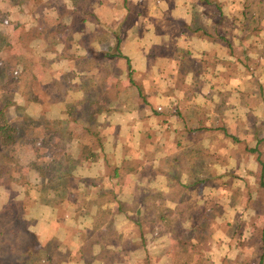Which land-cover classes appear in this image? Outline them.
I'll return each mask as SVG.
<instances>
[{"label":"clouds","instance_id":"clouds-1","mask_svg":"<svg viewBox=\"0 0 264 264\" xmlns=\"http://www.w3.org/2000/svg\"><path fill=\"white\" fill-rule=\"evenodd\" d=\"M219 2L223 5L224 16L227 17L222 27L234 33L233 44L238 53L248 44L255 43V47L248 50V56L254 63L258 62L260 68L248 73L241 65H237V70L233 71L224 64L215 63L208 67L205 76H198L196 69L199 65H184L182 69L183 57L178 54V58L168 64L167 71L162 77H153L148 72L151 63L148 53L151 52L154 57L160 55V49H153V44L163 45L165 52L174 51L173 46L179 47L181 50L191 51L195 60L211 63L221 46L209 41L206 36L199 38L193 36L190 40V34L183 30L178 21L184 20L188 26L195 27V18L197 24L211 33L216 27L213 21L218 19L220 14L201 0H175L176 9L171 12L169 0H148V17L155 18V21L160 23L165 35L156 36L155 24L144 19L142 22L148 29L146 39L139 41L134 35L130 39L136 43L140 52L138 61L133 62V67L136 69L133 79L146 76L150 82L155 78L157 85L153 86L152 91L161 93L160 97H154L152 100V106L161 113L160 116H154L151 115L149 107L141 108L143 102L138 98L137 89L128 83V74L122 76L116 71L118 64L123 62L110 60L107 56L100 58V53L116 49L117 38L111 33L120 31L121 23L129 15L128 8L136 12L138 8L144 6L143 0H130L128 8L123 6L124 0H104L103 8L93 0H84V4L89 6L94 14H102L103 20L100 26L89 20L86 25L87 31L95 33L98 27H103L108 34L109 47L106 49L100 41H97L92 46L94 51H89L77 44L72 49L71 55L66 53L65 43L52 30L56 29L57 25L72 26L74 17L67 14L62 17L60 9L66 6L68 13L75 12L73 0H28L23 15L18 14V8L11 6L10 0H0V13H11L0 22V107L4 105L6 99L10 101L3 119H0V127L14 126L16 134L15 143L0 142V160L18 159L20 164V167L11 173L14 179L6 180L4 176H0V213H4V205L9 204L10 192L15 193V201H29L26 193L38 189L40 183L38 172L32 171L28 174L32 184L31 189L21 180V176L24 175L23 169L31 167L32 162L47 165L48 179L56 181L62 178V172L69 171L67 161H64L63 168L58 167L57 157L73 155L75 159L78 156V153H72L66 141L57 148L56 138L49 135L50 147L47 149V155L41 158L40 150L43 144L41 141H36L33 145L32 140L26 135L25 116L41 121L42 116L50 119L48 114L55 113L60 126L68 129L74 127V119L79 120L81 126H87L95 121L96 127L109 130L119 124L123 129L122 138L115 140L109 132L105 141L108 159L112 164L121 165L122 170L126 164L135 166L137 173L134 175L143 172L139 179L128 186L120 199L128 205L135 203L141 216L147 217L152 209L140 205L139 201L147 195L159 194L160 199L156 204L175 217L177 227L169 229L165 224H157L153 233L145 232L148 241L145 247L140 240L139 230L124 216H120L118 223L127 224L129 227L126 231L122 228L118 229V236L113 237L118 240L117 245L115 247L108 245L111 252L120 254L127 243H132L141 245L140 250L136 252V260L140 264H144L145 260H148L149 264H195L197 259H200L202 264H207L208 259L213 264H221V259L225 256L231 261H236L238 250H228L226 231L227 224L234 223L233 218L237 212H243V197L241 196L235 208H228L233 194L227 190H210V187L206 186L204 200L195 193H191V201L186 198L181 203L179 199L185 191L183 186L194 183L198 177L203 178L209 171L224 176L234 168L236 161L232 153L237 146L229 143L228 148L225 149L218 141H213L212 137L217 135L216 133H197L189 138L184 130V122L179 121L174 114L176 106L189 103L192 111L207 110L211 116L208 121L210 125L226 122L229 130L236 132L241 138H245V133H248L249 140H252L253 126L259 127L264 123V99L259 97V88L264 85V54H262L264 3L261 0H219ZM109 5L117 7L109 8ZM246 6L250 17L251 15L259 17L262 30L259 33L260 39L254 37L246 40L245 45L241 46L240 37L250 35L245 27ZM17 22L21 25L18 30ZM79 39L80 36L77 34L76 40ZM223 51L226 52L227 49ZM223 59L233 58L225 56ZM121 80L127 84L126 87L119 83ZM33 88L46 94L45 103L31 102ZM197 89L199 91H196ZM109 92L111 95H108ZM165 92L169 95L166 99H162ZM158 100L160 102H157ZM219 105H224V117H219L215 112ZM69 106L75 108L74 115L69 114ZM185 114L187 116L188 111ZM164 120H168V124H164ZM189 126H191L190 120ZM150 133L153 134L151 141L146 139L147 134ZM22 141L33 148V155L29 161L19 158L17 146ZM176 141L181 142L182 146L177 147L174 143ZM72 143L82 146L84 138H74ZM253 146H255L254 142ZM189 152L206 153L208 159L204 161L203 166L194 165L187 159ZM176 158L180 159V164L173 168ZM105 168L102 158L90 171H73L72 175L76 179L71 181L69 192L81 200L91 199L89 193L94 194L98 188H86L82 180L84 177H90L99 181L104 176ZM257 169L258 165L253 164V172ZM170 171L179 174V182L167 176ZM248 180L253 186L255 185V177L249 176ZM133 193L136 197L135 202L132 199ZM214 200L222 203L227 212L226 218L215 219L212 228L209 229L211 250L208 251L203 250L204 246L198 244L202 233L196 227L199 215L206 213L193 214L188 209L191 206L194 210L206 208L207 212H212L211 202ZM128 215H135V212H129ZM254 215V212L249 211L243 218L250 219ZM98 220L99 217L95 212L83 221L69 220L68 228L75 238L74 253L85 246V242L80 238L83 230L96 227ZM27 231L35 232L40 236L39 242L29 237L25 244L35 248L37 252L45 253L41 264H48L49 257L53 261L62 259L60 254L54 251L56 245L47 246L50 241L48 235L33 226H29ZM101 231L108 235L107 223L102 225ZM94 236V233L89 234V243ZM121 236L123 239L119 238ZM250 236L251 229L245 233V239ZM181 239L190 240L197 244V247L189 248L188 254L185 255L180 247ZM60 240L65 241V235H61ZM221 241L223 244L218 243ZM100 252L101 246L96 245L92 255L99 256ZM124 258L132 264L129 257ZM241 259H244V256H241ZM93 264H101V262L95 260ZM113 264H119V257L114 258Z\"/></svg>","mask_w":264,"mask_h":264},{"label":"crops","instance_id":"crops-1","mask_svg":"<svg viewBox=\"0 0 264 264\" xmlns=\"http://www.w3.org/2000/svg\"><path fill=\"white\" fill-rule=\"evenodd\" d=\"M97 3L101 8H103L104 0L93 1ZM206 6L210 8H215L218 12L219 18L214 19L213 23L216 25L213 32H209L202 25L196 23L194 18L195 27H190L186 24L184 20L178 21L182 26L183 30L189 33V39L191 40L193 36L200 37L206 36L209 41L213 43H218L221 49L217 51L214 55L213 61L209 63L208 61H197L193 58L191 51L181 50L179 47H174V51L170 50L168 52L164 51L163 45L153 44V49H160V55L154 57L151 52L148 53V57L151 60L148 66V72L153 75V77H162L167 71L168 64L173 60L178 58V54L182 55V69L184 65H199L196 69L198 76H205L208 71V67L213 66L215 63H221L230 67L233 71L237 70V65H241L245 71L248 73H253L254 70L260 68L259 63H254L251 57L248 56V50L255 47V43L248 44L247 47L243 48L242 51L238 53L237 48L233 44L234 33L229 32L227 28L222 27L227 21V17L223 14V5L219 0H201ZM264 3V0H261ZM28 0H15L16 8L19 9L18 14L23 15L24 7L27 5ZM130 0H124L123 6L128 8ZM11 4V0H10ZM75 12L68 13L66 6L61 7L60 14L63 17L65 14L74 17L73 24L71 27L67 25H57L56 29L52 31L56 36L60 37L62 42L66 45V53L71 55L72 49L79 44V46L88 49L89 51H94L92 47L97 41H100L104 47L107 49L108 46V34L105 32L103 27H98L95 33H89L87 31L86 25L89 20L95 22L98 26L102 25V14H94L89 6L84 4V0H73ZM144 6L138 8L136 12H133L131 8H128L129 15L124 18L120 25V31L113 32L111 35L117 38V46L114 51H106L100 53V58L107 56L110 60L122 61L119 63L116 71L122 76L127 73L129 80L128 83L132 87L137 89L138 98L142 101L140 97V89L142 90L143 96L145 97V102L142 103L141 108L149 107L151 109V115L160 116L161 113L157 112L152 106V100L154 97H160L161 93L159 91H152L154 85H157V81L153 78L150 82L146 76H141L138 79H133L136 75V69L133 67L134 60L138 61V55L140 52L137 49L136 43H134L130 37L135 36L137 40L143 41L147 37L148 29L146 25L143 24V20L147 19L149 23L155 24V35L163 36L165 35L164 29L160 26V23L155 21V18L148 17V0H143ZM116 5H109V8H115ZM176 4L175 0H169V10L175 11ZM5 15L9 13H2ZM207 15V13H205ZM245 27L247 32L250 34L248 36L240 37V45L244 46L246 40H251L254 37L259 38V33L262 28L259 23V17L256 15L249 16V9L245 8ZM138 22L139 25H138ZM171 22V20H169ZM17 30L21 27L20 24L16 25ZM128 31L125 32L124 30ZM79 34L80 39L76 40V35ZM123 37V38H121ZM227 49L226 52L223 49ZM264 54V51H262ZM204 55H208L204 53ZM232 57V60L223 59V57ZM132 74V76H131ZM131 76V78H130ZM133 80L134 84H132ZM123 86H127L123 80L119 82ZM33 88L31 90V102L32 103H45L46 94ZM196 91H199L197 89ZM108 95H111L109 92ZM169 93H163L162 99H166ZM223 95V93H221ZM34 97V98H33ZM259 97L264 99V85L259 88ZM157 102H160L159 100ZM95 108V105L93 106ZM22 112V110H20ZM75 108L69 106L68 112L70 115L75 114ZM188 111L186 116L185 112ZM215 112L219 117L225 116L224 105H219L215 109ZM174 114L179 121H183L185 124V132L189 138L197 133H216L212 137L213 141H218L221 146L225 149L228 148L229 143L231 145L237 146L232 155L235 158V167L231 168L228 173L224 176H218L211 171L200 178L198 177L194 183L183 186L185 191L179 196L180 202L183 203L187 198L191 201V193H195L201 200L205 199L206 193L204 191L205 187H210V190H227L231 192L232 201L228 205V208H235L240 202L241 196L243 197V212H237L236 216L233 218L234 223L227 224L226 235L228 236V250L233 251L238 250L237 260L231 261L227 256L221 259V264H261V260H264V123H261L259 127L253 126L251 136L252 140L247 139L248 133H245V138H241L236 132L230 131L226 122H220L217 125H210L208 121L211 116L207 110L192 111L190 104L186 103L183 106H176L174 109ZM48 116L51 118L41 117V121H35L31 117L25 116L24 120L26 124H30L33 128L26 127L25 133L30 140H32L33 145L36 141H41L43 147L41 148V158L46 156L47 149L50 147L48 137L52 135L56 138L55 144L57 148H60L63 142H67L68 146L71 147L72 153L78 156L74 159L73 155L58 156V167L63 168L64 161H67V166L69 171L62 172V178L56 181L48 179V167L40 163H31V167L23 169L26 174L21 176L23 183L29 188H32V184L28 179V174L32 171H36L40 176L39 187L35 191H28L26 195L29 197V201H15L14 192L9 193V204L4 205L5 212L0 213V216H10L12 217L11 231L15 233L17 229V224L14 222L16 216L12 212V204H20V210L22 217L27 220L29 226L37 228L39 231L50 237L49 245H56L54 251L59 253L62 259L59 261H53L51 257L48 258V264H93L95 260H99L101 264H113L114 258L119 257V264H129V260L124 257H129L132 264H140L136 260V252L140 250L141 245L127 243L124 248H122L120 254L111 252L108 245L115 247L118 240L113 239V237L118 236V229H128L129 225L119 224V217L124 216L131 225H134L136 229L139 230L140 240L142 244L146 247L148 241L146 240L144 234L145 232L153 233L155 231V226L157 224H165L169 229H174L177 227V222L175 217L171 213L163 210L162 207L156 204V201L160 199L159 194L157 195H147L146 198L139 201L140 205L146 208L152 209L149 211L147 217H142L137 205H128L124 200L120 199V196L125 193L129 185L133 184L135 180L139 179L140 175H134L137 173V168L131 164H126L123 167L119 164H112L105 151V141L109 135L115 139L122 138V126L117 124L114 128L102 129L95 126V121L87 126H81L80 121L74 119L72 129H68L60 126V122L56 119L55 113H49ZM250 119H257L250 117ZM189 120L191 121V126H189ZM50 125L51 129L43 130L41 129V124ZM164 124H168V120L163 121ZM159 126V124L157 125ZM49 127V126H48ZM84 138V143L82 146L73 144L74 138ZM146 139L151 141L153 139V134H147ZM253 142L254 145L253 146ZM177 147H181L182 143L179 141L174 142ZM116 144L114 143V148ZM17 152L19 153V158L25 161H29L30 157L33 155V148L25 144L23 141L17 146ZM104 159L105 163V173L103 178L99 181L94 180L90 177H84L82 182L85 184L86 188L96 189L98 191L89 193L91 199L85 198L81 200L79 197H74L72 193L69 192V187L71 181H74L76 177L72 175L73 171L83 170L90 171L94 166L99 163L101 159ZM187 159L190 163L194 165H204V161L208 159V154L203 152H189L187 154ZM18 167L20 164L18 162ZM180 164V159L176 158L175 163L172 166ZM258 165V169L253 172L252 165ZM167 176L171 179H175L179 182V174L175 171H170ZM249 176L255 177V185L248 180ZM222 181V182H221ZM10 187V185H9ZM199 189V191H197ZM7 190V189H6ZM133 201H136L135 194L132 196ZM38 205V206H37ZM118 205V206H113ZM212 212H207L206 208L192 209L189 207L188 211L193 214L206 213L204 215H199V219L196 222V227L202 233L198 239V244L204 246L203 250H211V239L208 235L209 229L212 228V223L215 219L226 218L227 209L219 201H212ZM252 211L255 213L250 219H244V214ZM95 212L98 217L97 226L94 228L84 229L83 234L80 237L81 240L85 242V246L81 247L78 252H73V245L75 243L74 235L68 228L69 220H80L83 221L88 215ZM129 212H135V215H128ZM155 221H157L155 223ZM104 223L108 224V235L106 236L103 231H101L102 225ZM28 226V227H29ZM251 229V236L245 239V233ZM5 234L6 231H3ZM36 237L35 242H39L40 236L32 232ZM94 233L95 236L91 240V246L89 244V234ZM65 235L66 240L61 241L60 236ZM123 239V237H119ZM155 239V236H154ZM223 244V242H218ZM96 245L101 246V252L99 256H93L92 252ZM180 247L184 250L185 255L188 254L189 248L195 249L197 244L192 243L190 240L181 239ZM64 249V251H61ZM251 251L249 252V250ZM37 252V250L34 248ZM202 250V252H203ZM202 252L200 255H202ZM38 258L34 261V264H41V260L45 256L44 252H37ZM244 256V259H241ZM144 264H149L148 260L144 261ZM195 264H202L200 259L195 261ZM207 264H213V262L208 259Z\"/></svg>","mask_w":264,"mask_h":264},{"label":"trees","instance_id":"trees-1","mask_svg":"<svg viewBox=\"0 0 264 264\" xmlns=\"http://www.w3.org/2000/svg\"><path fill=\"white\" fill-rule=\"evenodd\" d=\"M11 6L16 7L15 0H11ZM7 15H11V13H9ZM7 15H5V17H7ZM2 18H4V15L2 13H0V22H2ZM131 76H132V74H131ZM131 76H130V78H131ZM131 81H132V84H134L132 79H131ZM140 97L142 99V102H145V97L143 96L141 89H140ZM9 104H10V101L6 99L4 105L2 107H0V119H3L4 112L6 111ZM44 125H47V124H44ZM46 129H51L50 125L43 127V130H46ZM14 136H15V128L13 126L5 125L4 127H0V142H3L5 144L15 143ZM14 167L19 168L18 163H17V159H2V160H0V169L9 170L8 174L10 173V171ZM12 179H14V178L11 176H8V178H6V180H12ZM12 206H13L12 212L14 213V216H16V219L18 221L16 233L14 234V237H12V238H13V240L18 242V246L16 243H15V245H9L10 247L16 246V248H14V249L13 248L9 249V251H10L9 254L12 256L14 255V257H15L13 259V262H14L13 264H34V261L36 260V258H38L37 252L34 250L33 247L27 246L25 244V241H27L29 237H31V239L33 241H35L36 237L34 236L33 233H29L27 231V228L29 225L26 223L27 221L25 222L24 218L22 217V213L20 210V204H12ZM16 209H17V211H16ZM19 222H20V225H19ZM156 222L157 221H155V223ZM1 232L2 233H0V238H2L3 240H7V235L5 233H3V231H1ZM144 236H145V234H144ZM91 244L92 243L87 244L88 247H90ZM260 263L264 264V260L262 259Z\"/></svg>","mask_w":264,"mask_h":264},{"label":"rangeland","instance_id":"rangeland-1","mask_svg":"<svg viewBox=\"0 0 264 264\" xmlns=\"http://www.w3.org/2000/svg\"><path fill=\"white\" fill-rule=\"evenodd\" d=\"M93 1H97V0H93ZM6 18V17H4ZM37 93H39L38 90H36ZM26 124V123H25ZM44 126H47V125H44L43 123L41 124V129H43ZM14 127V126H13ZM26 127H29V128H33L29 123L26 124ZM14 139H16V134L14 136ZM47 155V154H46ZM17 167H14L13 169L15 170ZM11 170V171H14V170ZM8 174L9 170H5V169H0V176H4L5 178H8V176H11V172ZM26 174V172L24 171V175ZM17 211V209H16ZM12 217L10 216H0V233H2L1 231H6V235H7V240H3L2 238H0V264H13V259L15 258L14 255H10V251L9 249L11 248H16L13 247V246H9V245H15V243L17 244L18 246V242L13 240L12 237H14V234L16 233H13V231H11V223L12 222ZM24 221L26 222L27 220L24 219ZM14 222L17 224L18 221L17 219L14 220ZM27 223V222H26ZM28 224V223H27ZM19 225H20V222H19ZM22 225V224H21ZM4 233V232H3Z\"/></svg>","mask_w":264,"mask_h":264}]
</instances>
